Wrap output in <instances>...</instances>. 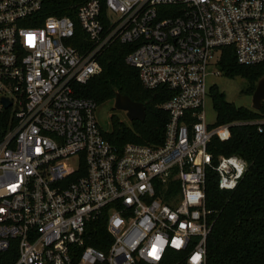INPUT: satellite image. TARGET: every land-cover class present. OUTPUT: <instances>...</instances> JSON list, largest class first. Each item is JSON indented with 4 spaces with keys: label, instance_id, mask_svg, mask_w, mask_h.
I'll return each mask as SVG.
<instances>
[{
    "label": "built area",
    "instance_id": "2783aa9c",
    "mask_svg": "<svg viewBox=\"0 0 264 264\" xmlns=\"http://www.w3.org/2000/svg\"><path fill=\"white\" fill-rule=\"evenodd\" d=\"M42 9L0 0V252L16 241V264H207L217 219L207 171L232 191L249 166L209 150L235 122L207 121L208 77L223 75L229 46L242 65L264 62V0H88L77 10L82 35L72 17L43 19ZM115 42L132 46L125 61L145 88L170 93L158 104L169 115L159 145L119 148L99 104L77 95ZM236 123L264 132V117ZM102 217L106 249L87 243Z\"/></svg>",
    "mask_w": 264,
    "mask_h": 264
},
{
    "label": "trees",
    "instance_id": "16d2710c",
    "mask_svg": "<svg viewBox=\"0 0 264 264\" xmlns=\"http://www.w3.org/2000/svg\"><path fill=\"white\" fill-rule=\"evenodd\" d=\"M42 1L43 19L49 15H68L76 22L77 35H82L77 10L88 0ZM100 1L105 9V0ZM76 46L79 47L78 44ZM131 50L130 44L113 43L99 57L102 71L87 84L79 85L77 95L94 99L101 105L114 100L116 91H120L134 101L143 102L146 106L143 121L134 120L128 126L113 115V127L111 131H105L106 137L119 148L128 142L159 145L164 140L169 115L158 104L167 100L170 93L161 88L151 90L144 87L138 70L125 61ZM218 65L224 76L246 79V90L251 92L264 76V62L242 65L237 61L232 46L224 48ZM209 96L217 113L215 124L235 122L229 140L212 139L209 150L215 161L219 155L236 154L244 157L249 166L237 188L232 191L220 189L217 172L211 169L207 171V206L217 210V219L207 241V264H264V132H260L256 124L236 123L264 117V104L260 110L238 106L226 98L216 83L211 85ZM172 185L178 192V181H172ZM164 198L169 201L168 196ZM88 229L92 237L87 243L106 249L107 243H110L106 218L91 221ZM17 258L16 241L8 250L0 252V264H16Z\"/></svg>",
    "mask_w": 264,
    "mask_h": 264
},
{
    "label": "rangeland",
    "instance_id": "374dc122",
    "mask_svg": "<svg viewBox=\"0 0 264 264\" xmlns=\"http://www.w3.org/2000/svg\"><path fill=\"white\" fill-rule=\"evenodd\" d=\"M216 83L219 86V90L226 94V98L234 102L238 106H252V94L254 92L247 91L248 82L241 76H235L234 78H229L223 75L209 76L208 84ZM257 85V83H256ZM256 88V87H255ZM205 111L207 121L212 123L216 121L217 113L213 106V100L211 97H207L205 104ZM98 121L101 128L109 132L112 130L113 121L112 116L115 115L120 121L124 122L126 125H131V120L128 118L126 111L118 109L115 107V99L104 102L99 105L96 112Z\"/></svg>",
    "mask_w": 264,
    "mask_h": 264
},
{
    "label": "water",
    "instance_id": "95a60500",
    "mask_svg": "<svg viewBox=\"0 0 264 264\" xmlns=\"http://www.w3.org/2000/svg\"><path fill=\"white\" fill-rule=\"evenodd\" d=\"M264 104V76L261 77L252 94V108L260 110ZM115 107L126 111L131 121H143L146 117V106L143 102L134 101L128 95L116 91Z\"/></svg>",
    "mask_w": 264,
    "mask_h": 264
},
{
    "label": "snow or ice",
    "instance_id": "6c2138e0",
    "mask_svg": "<svg viewBox=\"0 0 264 264\" xmlns=\"http://www.w3.org/2000/svg\"><path fill=\"white\" fill-rule=\"evenodd\" d=\"M29 39L32 40L33 37H30ZM152 254H153L154 256L156 255V249L153 250V253H152ZM157 258H158V257H157ZM197 259H198V257H197Z\"/></svg>",
    "mask_w": 264,
    "mask_h": 264
}]
</instances>
